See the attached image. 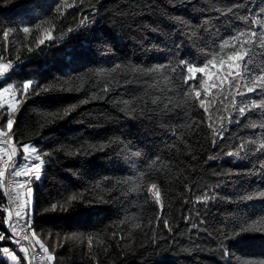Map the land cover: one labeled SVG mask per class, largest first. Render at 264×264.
I'll return each instance as SVG.
<instances>
[{
    "label": "trees",
    "instance_id": "1",
    "mask_svg": "<svg viewBox=\"0 0 264 264\" xmlns=\"http://www.w3.org/2000/svg\"><path fill=\"white\" fill-rule=\"evenodd\" d=\"M261 9L264 0H0V67L10 68L0 90L32 82L4 137L44 158L30 224L44 264L264 261V110L231 86L239 75L205 95L202 74L185 81L181 63L223 59L232 49L216 53L217 39L253 22L259 32ZM8 118L0 108V129ZM8 221L0 185V264H10L4 249L29 264Z\"/></svg>",
    "mask_w": 264,
    "mask_h": 264
},
{
    "label": "snow or ice",
    "instance_id": "2",
    "mask_svg": "<svg viewBox=\"0 0 264 264\" xmlns=\"http://www.w3.org/2000/svg\"><path fill=\"white\" fill-rule=\"evenodd\" d=\"M233 7H239V5H232L227 10L231 11ZM261 12H264V9L260 10ZM247 18L246 16L244 17ZM203 19H211L210 17H204ZM25 33L29 32V28L25 27L23 29ZM6 35V34H5ZM184 35V33H182ZM197 36L194 29H190L187 33V39L194 44V46L199 47L201 52H204L205 48L201 45L195 44V41L193 37ZM259 37L258 40L255 41V48L251 46H247V40L251 38ZM51 39V37H49ZM225 47H231V51L225 55L223 59H220L219 64H217V56L213 54L208 59L205 60L202 66H196L194 62L192 61H182V65L184 68V76L182 77L185 79V81L196 79V74L200 73L203 74L199 77L201 81H203L209 74V66L211 65L212 68H218L223 67L225 64H228L229 68H239L240 71L236 73V75H239L241 77V80L237 81L235 84H232L231 86L233 88H243V93H255V96L250 98V104L251 106L258 107L262 110H264V96H261L260 93H264V85H262L259 89L257 88V81H264V26L261 27L260 31L257 32L255 22H253L252 26L248 29H242L239 32H234L233 34L226 36L224 38H218L215 43V52L221 53ZM211 51V50H210ZM231 62V63H229ZM118 67V66H117ZM227 75L231 76L233 75V72H228ZM224 77H221V80H223ZM32 82L28 81L23 84V89L25 93H27V90L31 87ZM191 87V85H189ZM107 90V89H105ZM5 92L8 91L7 88L4 89ZM38 92V89H37ZM196 97H200V92L197 91L195 93ZM83 102H87L86 100ZM201 107H204V102L201 101L200 103ZM248 105L244 104V102H241V107L239 108V113L243 114L245 113V108ZM239 119V118H238ZM14 127V120L11 118V113H9V118L6 120V129L7 131H4L3 129H0V137H4L8 135V133H11ZM7 143V141H5ZM15 152V149L12 150ZM22 151L25 153V155L22 157V163L18 168H16L14 171L11 172V176L14 177H29L33 170L35 169V179L40 180L41 179V167L40 164H37L33 166L29 163L31 159H36L39 161L41 159L40 154L35 155L33 157L32 154L37 153V146L34 145H24L22 146ZM8 160H12V156H8ZM8 168V165H5V169ZM4 177H5V171L0 170V185L4 183ZM28 181H25L27 183ZM25 183H21L18 185L19 188L23 189L25 187ZM152 188H155V185H152ZM33 189L30 187L27 189L26 193L23 195L28 197V200L32 197ZM260 196H264V191L259 193ZM13 200L19 202V209L16 212V219L20 220L24 218V216L27 217V225L30 226L31 224V208H27V212L24 213V216H22V210H24L28 204V200L22 199V194L17 192L15 196L12 197ZM75 199V197H72ZM242 200H251L253 199V193H247L241 197ZM53 210L55 209V204L52 205ZM11 215V213H9ZM251 225L247 224L245 226H241L238 231H246L248 228H250ZM32 235H35L33 232ZM0 239H3V234L0 233ZM24 239H28V236L26 235ZM41 248L45 253L48 252V249L44 247L41 244ZM5 252H7V249H4ZM22 251L27 252V248H22ZM49 260L54 259L53 256L49 255L47 257ZM13 260L16 259L15 256L12 257ZM261 264H264V261L261 262Z\"/></svg>",
    "mask_w": 264,
    "mask_h": 264
},
{
    "label": "built area",
    "instance_id": "3",
    "mask_svg": "<svg viewBox=\"0 0 264 264\" xmlns=\"http://www.w3.org/2000/svg\"><path fill=\"white\" fill-rule=\"evenodd\" d=\"M7 141V143H5ZM15 149V152L12 150ZM12 156V160H8V156ZM20 158V151L18 145L12 141L7 140L5 137H0V170L5 171L4 183L2 184L3 193L8 206L9 215L8 221V233L12 243L17 246L18 249L27 248L28 251L24 252V255L28 259L29 264H44V255L36 250L32 243L31 227L26 226L24 213L26 209L22 210V216L24 218L17 220L16 212L19 209V202L13 200V196L17 193V177L11 176V172L17 167V163ZM8 168L5 169V165ZM28 239H24L25 236Z\"/></svg>",
    "mask_w": 264,
    "mask_h": 264
},
{
    "label": "rangeland",
    "instance_id": "4",
    "mask_svg": "<svg viewBox=\"0 0 264 264\" xmlns=\"http://www.w3.org/2000/svg\"><path fill=\"white\" fill-rule=\"evenodd\" d=\"M231 63V62H229ZM217 64H219V61L217 62ZM10 70L9 67L7 66H1L0 67V77L4 76L7 74V72ZM240 71L239 68H229L228 67V64H225L222 68L221 67H218V68H212L211 65L209 66V74L208 76L205 78V95H212V93L219 87L221 86L220 84L224 81V82H227L228 79L230 77H235L237 76L236 73H238ZM228 72H233V75L229 76L227 75ZM203 75V74H202ZM221 77H224L223 80H221ZM7 88L8 91L5 92L4 89ZM4 89L0 90V108H5L8 113H13L14 111H16V109L18 108L19 104H20V97H22L24 94H25V91L22 87V89L18 88L17 86L15 85H10V86H7L5 87ZM29 90V89H28ZM237 107H241V103L237 106ZM26 145H33V144H26ZM24 146V145H22ZM22 146H19V151L20 153L22 154V157L25 155V153H23L22 151ZM35 146V145H34ZM37 154H40L41 156V159L39 161H37L36 159H31L29 161L30 164H32L33 166L37 165V164H40V167H41V172H40V175H41V179L40 180H36L35 179V169L33 170V173L29 176V177H19V181L25 183V181H28L27 183H25V187L22 191V195L24 193H26L27 189L30 187L31 189H33L32 187V184H36L38 186H40L42 184V180H43V175H42V171L45 167V162H44V158L43 156L41 155L40 153V150L37 148V153H34L32 154L33 157H35V155ZM22 158H21V161H20V164L22 163ZM19 164V166H20ZM18 166V167H19ZM25 196V195H23ZM152 198H153V201L157 204L158 208L161 210V203H160V198H159V195L155 192V191H152ZM25 200H28V197L26 196L24 198ZM33 204H34V190L32 192V197L30 200H28V204L26 206V210L27 208H31L33 207ZM8 251L5 252L4 251V254H5V257L8 258L10 264H17L18 262V257L16 255L15 252H12L10 249H7ZM15 256L16 259L13 260L12 257Z\"/></svg>",
    "mask_w": 264,
    "mask_h": 264
},
{
    "label": "crops",
    "instance_id": "5",
    "mask_svg": "<svg viewBox=\"0 0 264 264\" xmlns=\"http://www.w3.org/2000/svg\"><path fill=\"white\" fill-rule=\"evenodd\" d=\"M19 178V177H18ZM19 183V182H18Z\"/></svg>",
    "mask_w": 264,
    "mask_h": 264
}]
</instances>
